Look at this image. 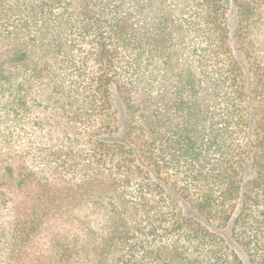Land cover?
<instances>
[{
    "label": "trees",
    "instance_id": "trees-1",
    "mask_svg": "<svg viewBox=\"0 0 264 264\" xmlns=\"http://www.w3.org/2000/svg\"><path fill=\"white\" fill-rule=\"evenodd\" d=\"M0 264H264V0H0Z\"/></svg>",
    "mask_w": 264,
    "mask_h": 264
},
{
    "label": "rangeland",
    "instance_id": "rangeland-1",
    "mask_svg": "<svg viewBox=\"0 0 264 264\" xmlns=\"http://www.w3.org/2000/svg\"><path fill=\"white\" fill-rule=\"evenodd\" d=\"M241 257L244 261H246L245 256L243 254H241Z\"/></svg>",
    "mask_w": 264,
    "mask_h": 264
}]
</instances>
